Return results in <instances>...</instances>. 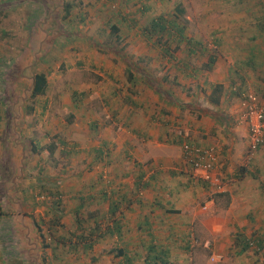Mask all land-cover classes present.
Instances as JSON below:
<instances>
[{
  "label": "rangeland",
  "instance_id": "obj_1",
  "mask_svg": "<svg viewBox=\"0 0 264 264\" xmlns=\"http://www.w3.org/2000/svg\"><path fill=\"white\" fill-rule=\"evenodd\" d=\"M257 7L264 13V0H0V264H42L43 255L52 258L47 264H113L115 258L105 253L114 247L111 238L96 239L84 248L77 236L87 234L95 223L97 232L104 229L107 202L101 199L102 175L113 164L107 157L98 158L96 150L103 134L113 133V121L127 115L129 103L122 97L134 94V100L143 102L148 94L151 109L156 94L166 95L163 100L172 96L176 103H185L186 111L171 105L184 124L193 120L191 107L209 108L194 96L199 93L195 82L197 67L217 55L215 44L239 36L246 44H264L254 28ZM159 15L182 27L183 34L177 37L175 28L166 25L162 35L148 38L144 28ZM235 16L252 20L242 31L231 33L225 27ZM108 24L118 25L119 41ZM188 38L199 41L193 44ZM127 66L134 73L133 82L127 80ZM38 72L45 74L47 84L42 95L31 98L33 75ZM27 104H33L30 113ZM76 118L80 123L71 128ZM218 133L228 137L222 130ZM31 143L39 147L37 152ZM258 149L248 157L247 142L231 146L234 155L241 156L237 159L241 166L257 152L264 156V149ZM220 179L223 193L227 177ZM217 194L209 187L201 199L212 198V209L219 210L227 198ZM56 196L60 210L52 205ZM49 208L59 215L57 224L50 222ZM40 218L45 241L51 226L59 238L54 258L50 249L40 247L43 241L33 224ZM201 229L209 244H195L187 264H264V242L258 250L247 247L235 254L226 232L211 237L204 226ZM242 235L259 238L253 225Z\"/></svg>",
  "mask_w": 264,
  "mask_h": 264
},
{
  "label": "crops",
  "instance_id": "obj_2",
  "mask_svg": "<svg viewBox=\"0 0 264 264\" xmlns=\"http://www.w3.org/2000/svg\"><path fill=\"white\" fill-rule=\"evenodd\" d=\"M257 9L254 28L264 42V13L260 7ZM249 17L240 20L235 16L225 28L231 33L242 31L253 15ZM233 38L229 43L215 44L217 55L208 56L197 67L199 78L195 84L199 93L194 96L209 108L191 107L194 118L184 124L176 110L186 111L185 103H176L172 96V100H163L166 95L156 94L150 109L146 93L147 102L129 103L127 115L113 121V133H104L100 139L113 168L110 165L106 171L105 167L102 175L101 199L107 202V209L104 229L96 239L113 240L114 247L105 250L115 258L113 264H187L195 244H209L208 236L201 234V226L211 237L226 232L230 251L235 254L239 252L237 240L241 234L247 235L252 225L264 242V156L257 152L249 164L241 166L237 160L241 156L231 151L239 141L247 142L246 125L238 118L240 92L250 90L258 100L264 92V44H246L243 36ZM79 123L76 118L71 128ZM221 130L227 138L218 133ZM185 143L213 148L214 173L227 177L222 193L227 200L219 210L212 209V198L202 201L201 195L209 187L183 160L181 145ZM263 147L264 143L261 150Z\"/></svg>",
  "mask_w": 264,
  "mask_h": 264
},
{
  "label": "trees",
  "instance_id": "obj_3",
  "mask_svg": "<svg viewBox=\"0 0 264 264\" xmlns=\"http://www.w3.org/2000/svg\"><path fill=\"white\" fill-rule=\"evenodd\" d=\"M176 9H177V7H176ZM65 10L68 11V7H66ZM69 10H70V3H69ZM177 11L181 12L180 9H178ZM166 25H169L168 27L171 28V29L175 28V30H176L175 33H176L177 37H180L183 34V28L182 27H178L177 25H175L173 20H170V22L168 23L165 18H163L161 15H159V16H156V17L152 18L150 20V22L148 23V26H146L144 28L145 35L148 38L150 37V35L156 34V33H159L158 36L162 35V31H165L166 28H167ZM107 27H108L109 31L113 33L114 39L119 41L120 40V36H119V29L117 28L118 26H116L115 24H108ZM187 41H189L190 43L192 42L193 44H196V43H198L199 40L196 39V38H188ZM188 51H189V53H191V52L194 51V49L188 48ZM211 60L212 59H210V62H211ZM127 68H128V70H127V80L133 82L134 81V73H133V71L131 70L130 67L127 66ZM139 75H140V78H141L140 80L141 81H145V76L144 75L142 76L141 73H139ZM46 84L47 83H46L45 74L42 73V72L35 73L33 75V81H32L30 97L33 98L35 96L42 95L43 92H44V89L46 87ZM122 100L124 102H127V103H133V101H135L132 97H130V95H126V96L122 97ZM31 111H33V104L32 105L31 104H27L26 105V113H30ZM51 148H52V146H50V149ZM102 148L103 147H101L100 149L98 148L96 150L98 158H101V159H103L104 156L106 157L105 152H106V154H108V152L105 149H102ZM31 150L34 151V152H37L39 150V147L36 146V144L31 143ZM41 191H44V192H47V193L49 192V194H51V195L54 194V193L50 192L49 189L45 190L44 188H42ZM217 195H222V192H218ZM56 199L57 200H53L52 201V205L55 204L56 206L54 208H57V210H60L57 207L58 204H59V200H58L59 197L56 196ZM0 200H1V198H0ZM1 212H2V210H1V201H0V213ZM49 212H51L50 222L52 224H55V223L57 224L59 222V218H60L59 215L55 214L53 212V210H51V208H49ZM110 213H112V211ZM41 223H43L42 222V218H40L38 220H33L34 227H35L37 233L39 234L41 240L43 241V243L41 244L40 247H41V249H50L51 253H52V257L54 258L56 256V254H55V251H54L55 249H53V248L58 246L57 242H58L59 238L54 234V232L52 231L53 227L51 226V227H47L46 237L48 236V240L45 241V236H44V233L42 232V227L43 226H42ZM113 223L114 222L112 221V224ZM112 226L115 227V225H112ZM106 227H108V225H106ZM98 229H99V225L97 223H95L92 227H90L88 229L87 234H80L79 236H77V238L79 237L81 239L84 248H90L92 246V243L96 240V238L98 236V232H97ZM75 235L76 234H74V237H76ZM49 236L50 237L52 236L53 239H50ZM255 239H256L257 247L259 249L261 247V241H260L259 238H255ZM239 240L241 242L240 247H239V252L241 250H245V248L249 247L248 244H247L249 238L246 239V238L240 236ZM71 245L74 246L73 244H71ZM50 260H52L51 257L47 258V260L45 259L44 255L41 257L42 264H47Z\"/></svg>",
  "mask_w": 264,
  "mask_h": 264
},
{
  "label": "built area",
  "instance_id": "obj_4",
  "mask_svg": "<svg viewBox=\"0 0 264 264\" xmlns=\"http://www.w3.org/2000/svg\"><path fill=\"white\" fill-rule=\"evenodd\" d=\"M239 120L244 122L247 130V155L255 152L264 142V97L256 99L250 90L241 91L239 95ZM181 154L198 177L216 192L223 190L220 177L215 174V153L211 146L202 147L195 144H182ZM248 246L258 249L256 239H249Z\"/></svg>",
  "mask_w": 264,
  "mask_h": 264
}]
</instances>
